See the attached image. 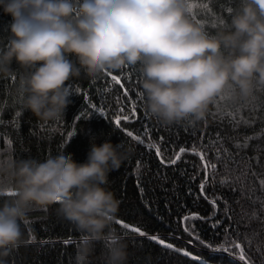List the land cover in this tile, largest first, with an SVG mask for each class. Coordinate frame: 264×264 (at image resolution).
<instances>
[{"label":"trees","instance_id":"trees-1","mask_svg":"<svg viewBox=\"0 0 264 264\" xmlns=\"http://www.w3.org/2000/svg\"><path fill=\"white\" fill-rule=\"evenodd\" d=\"M189 4L191 18L214 33L237 0ZM10 19L0 12V45ZM17 79L18 73L0 79V160L44 161L68 154L83 162L93 140L100 144L110 139L127 150L120 168L103 185L119 201L113 226L128 245L127 264H264V87L257 86L243 100H233L226 91L195 124L163 125L146 111L136 66L94 79L83 72L71 78L66 82L71 103L64 117L52 121L22 108ZM81 112L96 114L74 121ZM181 148L185 151L172 164ZM57 208L53 204L27 214L21 222L23 243L4 257L6 264H75L81 233ZM133 227L145 235L132 232ZM100 253L97 245L93 264H102Z\"/></svg>","mask_w":264,"mask_h":264},{"label":"clouds","instance_id":"clouds-1","mask_svg":"<svg viewBox=\"0 0 264 264\" xmlns=\"http://www.w3.org/2000/svg\"><path fill=\"white\" fill-rule=\"evenodd\" d=\"M0 12L11 17L0 79L18 73L22 108L43 121L64 117L66 82L82 72L94 79L136 66L146 111L163 125L195 124L226 91L243 100L264 87V0H237L214 33L191 18L189 0H0ZM126 156L106 139L93 140L83 162L0 160V264L22 245L27 214L53 204L81 233L75 264H93L97 245L102 264H127L113 226L119 201L103 187Z\"/></svg>","mask_w":264,"mask_h":264},{"label":"snow or ice","instance_id":"snow-or-ice-1","mask_svg":"<svg viewBox=\"0 0 264 264\" xmlns=\"http://www.w3.org/2000/svg\"><path fill=\"white\" fill-rule=\"evenodd\" d=\"M112 79L115 80L116 83H120V81H119L115 76H113ZM68 92H69V90H68ZM124 95H125V96L128 95L127 90H125ZM83 98H84V100H90V96L87 95V94H84ZM92 107L94 108L95 105H92ZM93 114H96V113H95V112H90V114H86V113H84V112H81V113H79L78 115H76V116L74 117V121H78V120H80L81 118H84L86 115L88 116V118H90L91 115H93ZM100 115H103V113L101 112ZM131 116H135V109L132 110V112H131ZM131 116H125L124 119H125V120H129V119L131 118ZM115 124L119 127L120 124H121L120 119H116V120H115ZM73 127H74V125H73ZM74 135H75V132H74V131L68 133L69 139H68V141H67V144H68L69 141L71 140V137H73ZM127 135H128V136H132V133H131V132H128ZM184 151H185V149H184V148H181L180 151L176 154V158L173 159V160H171V163H172V164H175V163L180 159V154L183 153ZM156 155H157L158 157H161V163H164V160H163V158H162V155H161V152H160L159 149L156 150ZM201 158L203 159V157H201ZM138 163H139V162H138ZM206 179H207V176H206ZM138 186H139V185H138ZM204 187H205V184L202 183V184L200 185V189H201V192H202V193H203ZM11 194H12V193H11ZM210 203H212L213 206L215 207V201H214V200H213V201H210ZM185 219H187V217H186ZM116 223H117V224H122L123 227L126 228V229L129 227V225H128L127 223H124L123 221H120V220H117ZM131 231L134 232V233H138L140 236H144V235H145V233H144L142 230H140L139 228H136V227H133V228L131 229ZM151 239L156 240L157 238H156V237H151ZM159 242H160L161 244L164 243L163 241H159ZM167 247H172V245H167ZM217 251H219V249H217ZM185 254H186V253H185Z\"/></svg>","mask_w":264,"mask_h":264},{"label":"water","instance_id":"water-1","mask_svg":"<svg viewBox=\"0 0 264 264\" xmlns=\"http://www.w3.org/2000/svg\"><path fill=\"white\" fill-rule=\"evenodd\" d=\"M203 160V159H202ZM203 162H204V160H203Z\"/></svg>","mask_w":264,"mask_h":264}]
</instances>
